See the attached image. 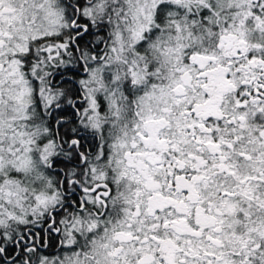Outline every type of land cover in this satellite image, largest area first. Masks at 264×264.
<instances>
[{
	"label": "snow or ice",
	"instance_id": "snow-or-ice-1",
	"mask_svg": "<svg viewBox=\"0 0 264 264\" xmlns=\"http://www.w3.org/2000/svg\"><path fill=\"white\" fill-rule=\"evenodd\" d=\"M0 264H264V0H0Z\"/></svg>",
	"mask_w": 264,
	"mask_h": 264
},
{
	"label": "trees",
	"instance_id": "trees-1",
	"mask_svg": "<svg viewBox=\"0 0 264 264\" xmlns=\"http://www.w3.org/2000/svg\"><path fill=\"white\" fill-rule=\"evenodd\" d=\"M85 39L88 40V39H91V38H90V37H85ZM89 46H91V45H89ZM87 143H92V141L89 140V141L86 142V144H87ZM44 227L46 228L47 226L44 225ZM34 231H35V234H36L37 236H39V235L42 234V229H38V230H34ZM54 235H55V234H54ZM57 243H58V240H57ZM44 251L47 252L46 249H45ZM58 252H59V249L56 248V249H53V250H52V253H51V254L55 255V254H57Z\"/></svg>",
	"mask_w": 264,
	"mask_h": 264
}]
</instances>
